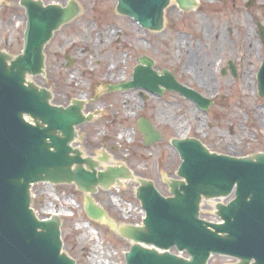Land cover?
Returning <instances> with one entry per match:
<instances>
[{
  "label": "rangeland",
  "instance_id": "rangeland-1",
  "mask_svg": "<svg viewBox=\"0 0 264 264\" xmlns=\"http://www.w3.org/2000/svg\"><path fill=\"white\" fill-rule=\"evenodd\" d=\"M18 1L0 0V51L12 58L23 47L25 13ZM72 1L79 15L53 33L44 50V75L29 80L47 89L55 106L82 100L85 113L95 111L92 122L77 128L81 137L74 147L90 157L105 151L109 161L102 169L121 162L133 176L152 182L167 197V183L160 182L163 177L175 179L179 167L169 139H197L209 151L231 157L264 150V109L251 92L255 42L245 35L253 18L245 13L242 2L199 0L198 9L186 13L171 3L164 13L163 30L150 32L114 13L115 0ZM142 57L152 61V70L159 75L167 71L177 83L213 103L203 111L173 91L158 96L141 89L109 90L131 81ZM229 63L236 68V78L228 72ZM141 117L161 135L149 146H144L136 131ZM136 188L137 181H125L99 189L93 199L116 227L134 225L143 215L134 198ZM31 193L39 217H50L53 211L61 218L63 252L76 263L124 264L130 242L117 238L109 225L85 218L83 193L38 184ZM201 212L203 217L210 214L206 203ZM231 262L214 256L209 264Z\"/></svg>",
  "mask_w": 264,
  "mask_h": 264
},
{
  "label": "water",
  "instance_id": "water-1",
  "mask_svg": "<svg viewBox=\"0 0 264 264\" xmlns=\"http://www.w3.org/2000/svg\"><path fill=\"white\" fill-rule=\"evenodd\" d=\"M19 1L26 16L22 52L12 58L0 51V264H77L63 252L60 219L53 215L40 220L33 212L34 184L82 192L85 218L109 225L117 238L131 243L125 264H207L213 255L234 258L236 264H264V154L236 158L246 155H217L196 139H169L180 160L177 179L163 177L160 182L167 183L168 197L152 182L133 176L121 162L100 169L109 161L105 151L92 158L73 147L81 137L76 128L90 122L95 111L85 114L80 100L54 106L51 93L28 80L44 75L45 45L80 10L70 0L65 7ZM185 1L175 0L181 9ZM168 4L169 0H115L114 13L159 32ZM138 62L131 81L109 90L142 89L157 95L173 91L203 111L211 105L167 71H153L151 60L142 57ZM136 129L145 146L161 139L144 117ZM132 180L137 181L134 198L145 214L142 226L116 227L92 195ZM229 195L233 199L228 205L216 207L221 224L199 219L201 199ZM171 249L185 252L188 259L171 254Z\"/></svg>",
  "mask_w": 264,
  "mask_h": 264
},
{
  "label": "flooded vegetation",
  "instance_id": "flooded-vegetation-1",
  "mask_svg": "<svg viewBox=\"0 0 264 264\" xmlns=\"http://www.w3.org/2000/svg\"><path fill=\"white\" fill-rule=\"evenodd\" d=\"M242 2V8L248 16H252L253 20L249 22V27L245 31V35L248 34L253 38L255 42V51L257 61L254 64L253 71L251 73L252 77V90L251 92L255 94L256 104L260 105L264 109V0L257 3L256 0H238ZM213 3V2H212ZM175 5V4H174ZM201 3L199 0H186L184 9L180 10L177 5L175 7L180 12L194 11L198 9ZM228 72L232 78H236V68L231 63L227 66ZM224 73V68L221 70V75ZM253 74V75H252ZM249 77V74H248ZM254 77V79H253ZM250 78V77H249ZM262 110V109H261ZM264 139V131L262 134ZM264 153V150H256L246 156H253L256 154Z\"/></svg>",
  "mask_w": 264,
  "mask_h": 264
},
{
  "label": "bare ground",
  "instance_id": "bare-ground-1",
  "mask_svg": "<svg viewBox=\"0 0 264 264\" xmlns=\"http://www.w3.org/2000/svg\"><path fill=\"white\" fill-rule=\"evenodd\" d=\"M51 213H56V212H53V211H52Z\"/></svg>",
  "mask_w": 264,
  "mask_h": 264
}]
</instances>
